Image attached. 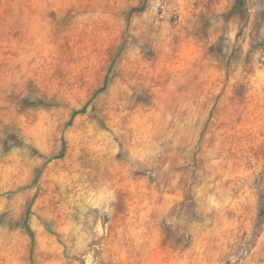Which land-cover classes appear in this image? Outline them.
Returning <instances> with one entry per match:
<instances>
[{
	"label": "rangeland",
	"instance_id": "1",
	"mask_svg": "<svg viewBox=\"0 0 264 264\" xmlns=\"http://www.w3.org/2000/svg\"><path fill=\"white\" fill-rule=\"evenodd\" d=\"M0 264H264V0H0Z\"/></svg>",
	"mask_w": 264,
	"mask_h": 264
},
{
	"label": "trees",
	"instance_id": "2",
	"mask_svg": "<svg viewBox=\"0 0 264 264\" xmlns=\"http://www.w3.org/2000/svg\"><path fill=\"white\" fill-rule=\"evenodd\" d=\"M140 10H142V9H140ZM26 228H27V230H28L29 234L31 235V237H33V233H32V231H31V229L29 228V226H28V225L26 226Z\"/></svg>",
	"mask_w": 264,
	"mask_h": 264
}]
</instances>
